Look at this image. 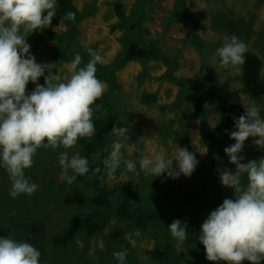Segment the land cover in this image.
I'll return each mask as SVG.
<instances>
[{
    "label": "rangeland",
    "instance_id": "1",
    "mask_svg": "<svg viewBox=\"0 0 264 264\" xmlns=\"http://www.w3.org/2000/svg\"><path fill=\"white\" fill-rule=\"evenodd\" d=\"M118 1L124 12L122 17L118 16L115 9ZM73 4L77 11L87 14L75 26L67 44L71 51L82 50L76 54L69 52V57L74 60L79 54L82 57L79 67L87 64L93 56L102 58V62L96 64V76L106 85L101 103L105 109L99 117L95 115L94 121H100L101 128L108 135L106 158L113 142L120 140L125 156L137 162L141 155L151 156L161 150L166 155H173L178 147L188 148L199 161L191 177L180 175L177 179H165L164 176L146 178L139 170V164L135 174L126 172L122 166L113 176H109L105 168L102 179L105 189L115 185H125L136 192L140 189L143 193L140 202L148 207L161 200L165 203L157 206L165 208L175 195L185 193L191 186L207 188L217 199L216 207L225 198L234 199V190L223 186L220 176L224 170L236 171V166L224 152L225 147L235 142L229 136L235 127L225 128L218 140L214 141L210 138L208 126L215 128L221 118L216 103L205 102V112L201 116L193 109L192 100L193 94L202 89L201 77L206 67H212L215 70L214 84L219 94L230 102L247 107L255 101L260 108V115L264 117V100L254 98L245 91L241 66L224 69L217 55V49L223 45L225 36L236 35L246 43L247 52L256 54L262 60L260 76L264 78V34H258L264 30V0H73ZM240 19L245 26L252 24L253 31L243 29L237 33L230 25ZM184 20L194 21L196 43L190 37ZM67 30L65 24H50L27 37L37 63L52 64L48 71L61 80L73 74V60L55 62L60 37ZM130 42L152 47L151 50L158 51L168 61L177 62L178 66L172 73L183 78V83L164 78L167 63L162 58L128 60L122 66H114L110 79L101 75L100 71L104 72L105 68L100 69L99 66L118 60ZM38 82L43 85L44 77L39 78ZM143 92L155 93L156 100L145 103ZM203 121L207 127H203ZM114 127H127L129 139L113 135ZM256 139L258 137H250L245 141L242 152L238 154L244 157L242 163L264 158V148L255 144ZM60 151L65 149L54 151L41 148L34 156V165L26 170V176L39 188L31 196L22 194L11 197L8 174L0 169V237H11L35 246L41 252L40 264H118L114 253L122 248H129L128 252L135 257L127 260L128 264H167L163 260L161 238L152 224L146 228L126 225L120 235H116L115 230L121 224L114 213L115 208L92 236L86 233L81 223L76 237L71 238L70 242L65 245L55 242L54 235L64 229L73 216L82 217L96 209L91 203L79 206L63 204L62 197L73 190L78 181L76 178L71 185L67 183L58 163ZM67 151L70 155L79 152L84 156L79 140ZM82 182L86 187V180ZM246 183L245 175L242 184ZM89 193L92 194L90 189ZM207 216L204 215L203 221ZM42 219L38 234H32L26 225ZM177 219L188 224L190 233L189 212L184 205L178 210ZM165 236V240L178 253L179 264H214L206 259L204 246L200 257L195 258L190 254L189 246L196 239L191 233V242L175 240L169 230L163 239ZM242 264L250 262L245 260Z\"/></svg>",
    "mask_w": 264,
    "mask_h": 264
},
{
    "label": "clouds",
    "instance_id": "2",
    "mask_svg": "<svg viewBox=\"0 0 264 264\" xmlns=\"http://www.w3.org/2000/svg\"><path fill=\"white\" fill-rule=\"evenodd\" d=\"M56 9L57 0H0V169L8 174L13 198L31 196L38 190L39 185L31 182L26 170L33 167L34 156L41 148L65 149L59 152L58 163L69 185L77 176L100 171L90 168L89 160L79 152L70 155L67 149L81 138L96 135L95 114L101 110L99 101L106 92L105 83L96 76V64L102 58L93 56L79 67L82 57L77 54L72 62L73 74L61 80L48 71L52 64L37 63L27 43L29 35L49 27ZM64 19L74 20L75 14L68 12ZM247 50L246 43L236 35L225 36L217 49L220 66H242ZM41 77L43 85L38 82ZM29 83L35 85L31 91H27ZM245 110L244 115L233 118L235 130L229 136L235 142L224 149L236 171L224 170L220 176L221 184L233 189L235 198H225L199 230L198 241L204 246L206 259L214 264L264 262V158L242 163L244 157L238 155L250 137H258L255 144L264 148V117L255 101ZM128 133L127 127H114L112 132L124 139H129ZM122 147L120 140L114 141L104 161L109 176L122 166L135 174L139 164L146 178L177 179L180 175L191 177L199 164L186 147H178L170 156L162 150L151 156L141 155L138 162L128 159ZM245 175L246 185L242 184ZM188 227L179 219L168 226L177 241L189 239ZM114 256L118 264H128L126 248ZM40 257L41 252L32 244L0 237V264H40Z\"/></svg>",
    "mask_w": 264,
    "mask_h": 264
},
{
    "label": "trees",
    "instance_id": "3",
    "mask_svg": "<svg viewBox=\"0 0 264 264\" xmlns=\"http://www.w3.org/2000/svg\"><path fill=\"white\" fill-rule=\"evenodd\" d=\"M115 9L118 16L122 17L124 12L121 9L119 1L115 3ZM68 12L75 14L74 20L64 19V16ZM86 14L87 13L84 11H77L73 4V0H57L56 15L51 24H65L67 25L68 30L67 33H64L63 36L60 37V44L57 48L58 56L55 62L60 63V61L63 60H73V57H69L68 53L73 52V54H76L81 52L82 49L71 51L67 44L69 43L68 41L71 34L74 32L75 26L86 16ZM181 18L183 19L182 16ZM185 22L187 24L190 37L194 38V42L196 43L195 39L197 36L194 21ZM233 23L234 24L229 25L232 28H235L237 33L243 29L253 31L252 24L245 26L241 19L236 20ZM258 34L260 36L264 34V30ZM138 45L139 44L136 42H130L125 52L120 55L118 60L104 66H99L100 69L102 67L105 68L104 72L100 71V74L105 75L107 79H110L114 66H122V64L128 60L138 59L147 61L150 58H162L165 63H167V72L165 73L166 75H164V78L166 77L178 84L183 83V78L177 77L172 73V70L178 66L177 62H173L170 59L168 61L164 56H161L158 51L154 52V50H151L152 47L146 48L139 45L142 47L141 48ZM245 56L246 62L241 66V76L244 89L248 94L254 96V98L264 100V78H261L262 76H260L263 66L262 60L259 56L252 52H246ZM214 79L215 70L212 67H206L205 73L201 77L204 85L201 82V91L193 94L192 107L199 115L202 116L205 112V102L213 101L216 103L215 105L220 112L221 118L215 128H211L209 126L208 128L210 130V138L217 141L218 136L220 137V134L225 130V128L234 126V117L238 118L245 114V108H247V106L231 103L219 94L217 87L214 84ZM205 84H207V86H205ZM34 87L35 85L33 86L32 83H29L27 85V91H31ZM142 96L145 103L156 100L155 93L143 92ZM99 103H102V99ZM103 109L105 108H101V110L96 112L95 115L98 117L99 115H102ZM202 125L203 127H207L205 121H203ZM94 127L96 129V135L90 138H81L79 139V142L82 146L84 157L89 160L90 168H99L100 171L96 172L94 175L90 172L83 177L77 176L78 185L62 197V202L66 206H79L91 203L95 205L96 209L94 212L86 214L82 217L73 216L68 221L65 228L54 235L53 239L58 244H67L71 238L75 236L81 223H83V227L85 228L87 234H92L95 231L97 232V230L102 227L104 220L108 218L111 210H114L115 208L114 213L121 224V226L115 230L116 235L119 236L122 232L121 229L126 225L130 227L146 228L152 224L161 238L163 260L167 264H179L178 253L175 249H173L170 242L167 239L165 240L166 236L163 239V235H165L167 230H169L168 226L176 220V215L180 207L184 205L188 208L189 212L190 220H188V222L191 225L190 233L194 236V238L198 239L204 215H209L218 204L216 197L212 196V194L208 192L207 188L205 189L202 187L191 186L185 193L175 195L173 197L174 200L172 199L170 202L171 204L167 205L165 208L157 206L165 203L161 200L157 201V203L152 207H148L144 203L140 202L141 196H143L140 189L136 192L125 185H115V187L111 189H105L102 179L106 172L104 160L107 155L106 146L108 142V135L104 129L101 128L102 126L100 121H94ZM82 180H86V187L84 186ZM89 189L92 191V194L89 193ZM111 207L113 208L111 209ZM175 213L176 215L174 216ZM41 216L43 217V215ZM34 221H36V219H34ZM42 221L43 219L41 221L31 222L27 224L26 227L30 229L32 234L37 235L39 232L38 226L40 227V224H42L39 222ZM89 237L90 236H88V238ZM196 239L192 242L191 239H188V242H191V245L189 246L190 254L193 255V257L198 258L202 255L203 245ZM129 259H135L131 252H128L127 260Z\"/></svg>",
    "mask_w": 264,
    "mask_h": 264
}]
</instances>
